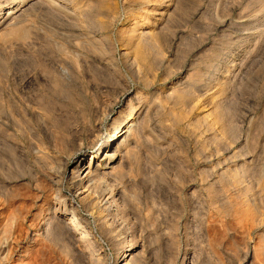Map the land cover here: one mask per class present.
I'll list each match as a JSON object with an SVG mask.
<instances>
[{"label":"rangeland","instance_id":"obj_1","mask_svg":"<svg viewBox=\"0 0 264 264\" xmlns=\"http://www.w3.org/2000/svg\"><path fill=\"white\" fill-rule=\"evenodd\" d=\"M18 7L0 26V264H264V0Z\"/></svg>","mask_w":264,"mask_h":264},{"label":"bare ground","instance_id":"obj_2","mask_svg":"<svg viewBox=\"0 0 264 264\" xmlns=\"http://www.w3.org/2000/svg\"><path fill=\"white\" fill-rule=\"evenodd\" d=\"M16 2L18 4V6H21L25 2V0H16ZM18 6H16V7L13 6L4 16H2V14H0V26H2L3 24L6 26H9V24H11V22H12L11 18H14V15H16V12L19 8ZM7 32L8 31L5 30L2 32V34L4 33L6 36L10 33V31L8 33ZM15 32H17L16 34H18V35H23L22 34L23 33L22 28L15 30ZM3 36L4 35H1V37H3ZM125 119L127 120L128 127L127 128L124 127L122 129L117 130L113 135L108 137L102 143L101 147L96 151V153H98L95 156V158H98L96 160L97 164L94 165L92 162H89V163L84 164V166H82L81 170L83 169L84 178H87L86 180L88 181V183H89V181L92 180L93 176L95 177L96 174L99 175L98 173L100 170H102V169L105 170L106 168H109V167L113 168V166H111L110 162H106V164H103V162H104L103 159L105 157H107L109 155V153H111V151L115 148L116 145L123 143L127 139V137H129L132 134V130H133L134 126L136 125L135 110H131ZM122 122H123V120H122ZM121 156H122V154H120L119 151L112 152L110 155V158L108 160L109 161L112 160L111 163H113V162H116ZM87 192H88V189H87ZM131 255H132V253H129V249L127 251H125L123 257L120 259V263L124 262L123 264H130Z\"/></svg>","mask_w":264,"mask_h":264}]
</instances>
